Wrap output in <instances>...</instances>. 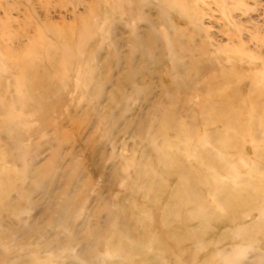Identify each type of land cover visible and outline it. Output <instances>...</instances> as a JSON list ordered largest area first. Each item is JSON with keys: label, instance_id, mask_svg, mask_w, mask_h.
Wrapping results in <instances>:
<instances>
[{"label": "rangeland", "instance_id": "rangeland-1", "mask_svg": "<svg viewBox=\"0 0 264 264\" xmlns=\"http://www.w3.org/2000/svg\"><path fill=\"white\" fill-rule=\"evenodd\" d=\"M0 264H264V0H0Z\"/></svg>", "mask_w": 264, "mask_h": 264}]
</instances>
